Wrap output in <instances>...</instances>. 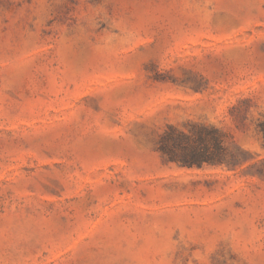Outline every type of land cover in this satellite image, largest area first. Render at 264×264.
Returning <instances> with one entry per match:
<instances>
[{
  "label": "rangeland",
  "instance_id": "374dc122",
  "mask_svg": "<svg viewBox=\"0 0 264 264\" xmlns=\"http://www.w3.org/2000/svg\"><path fill=\"white\" fill-rule=\"evenodd\" d=\"M0 264H264V0H0Z\"/></svg>",
  "mask_w": 264,
  "mask_h": 264
},
{
  "label": "trees",
  "instance_id": "16d2710c",
  "mask_svg": "<svg viewBox=\"0 0 264 264\" xmlns=\"http://www.w3.org/2000/svg\"><path fill=\"white\" fill-rule=\"evenodd\" d=\"M179 136L185 140L183 143L172 144L171 142L173 141V135L170 134H165L162 137V139L165 138V142L161 144L163 147L162 151L167 153L169 156V161L187 167H200L204 163H212L213 160H211V157L215 156H212V154L207 152L209 148L207 141L210 138H207L202 134V132H199L195 137L183 133ZM211 139L214 141V144L219 149V151H221L217 157H219V159L222 158L223 162L225 160L228 161V149L224 146V140L219 136L217 131L213 132Z\"/></svg>",
  "mask_w": 264,
  "mask_h": 264
}]
</instances>
